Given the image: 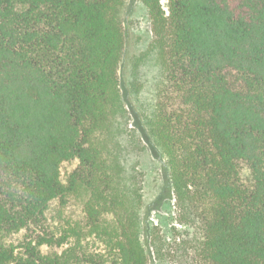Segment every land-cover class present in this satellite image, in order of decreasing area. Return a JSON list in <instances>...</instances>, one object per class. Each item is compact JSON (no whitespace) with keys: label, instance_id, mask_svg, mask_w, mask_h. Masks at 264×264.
<instances>
[{"label":"trees","instance_id":"obj_1","mask_svg":"<svg viewBox=\"0 0 264 264\" xmlns=\"http://www.w3.org/2000/svg\"><path fill=\"white\" fill-rule=\"evenodd\" d=\"M124 2L0 0V264H148ZM141 2L128 90L192 231L179 264H264V0Z\"/></svg>","mask_w":264,"mask_h":264},{"label":"rangeland","instance_id":"obj_2","mask_svg":"<svg viewBox=\"0 0 264 264\" xmlns=\"http://www.w3.org/2000/svg\"><path fill=\"white\" fill-rule=\"evenodd\" d=\"M162 4L165 7L166 0H162ZM121 18L126 29L127 44L118 70L119 89L130 114L129 128L139 136L144 148L140 158L145 185L141 219L147 226V234L142 232V240L150 253L148 264H179L185 252L188 259L193 256V251L184 243L192 231L178 221L179 210L169 178L167 159L145 132L128 90L130 62L152 42L151 20L141 0H125ZM72 166H62V180Z\"/></svg>","mask_w":264,"mask_h":264}]
</instances>
